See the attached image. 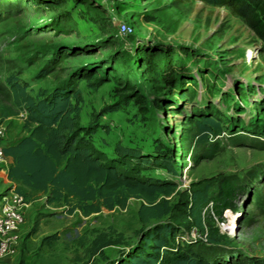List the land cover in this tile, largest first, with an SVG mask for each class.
<instances>
[{"label":"rangeland","instance_id":"374dc122","mask_svg":"<svg viewBox=\"0 0 264 264\" xmlns=\"http://www.w3.org/2000/svg\"><path fill=\"white\" fill-rule=\"evenodd\" d=\"M66 16L77 30L57 29ZM261 46L230 9L199 0H0V121L7 136L26 132V113L15 106L9 81L33 97L71 85L79 90L73 99L80 106L78 124L93 125L91 143L105 157H116L121 144L152 159L158 144L175 158L176 174L154 164L140 172L176 183L166 197L170 203L192 182L230 176L235 195L214 225L222 237L215 255L264 264ZM123 96L127 104L113 111ZM6 107L16 114L3 117ZM201 117L219 124L205 140L195 125ZM6 171L7 164L0 166V200L15 187ZM46 195L26 200L23 235L38 222L33 248L26 250L22 235L7 264L20 258L25 264H120L148 229L165 221L143 223L141 200L132 197L125 208L101 207L84 216L47 204ZM50 234L58 239L42 244ZM99 234L115 243L92 254L90 242ZM174 242L181 250L207 247L193 227L181 229Z\"/></svg>","mask_w":264,"mask_h":264},{"label":"trees","instance_id":"16d2710c","mask_svg":"<svg viewBox=\"0 0 264 264\" xmlns=\"http://www.w3.org/2000/svg\"><path fill=\"white\" fill-rule=\"evenodd\" d=\"M199 1L230 9L261 40L264 52V0ZM77 27V22L66 16L57 29L69 32ZM9 86L15 106L26 113L23 127L27 134L16 144L3 148L5 156L13 159L6 176L15 183L14 190L25 200L33 194L45 193L47 204L66 205L68 214L77 209L84 216L97 213L101 207L125 208L130 197L141 200L137 214L143 223L163 217L165 221L148 229L141 245L127 251L120 264H252L240 258L222 260L215 255L222 237L218 226L214 225L223 219L224 210L232 207L235 195L236 186L230 176L192 182L178 193L175 202L170 203L166 197L174 191L176 183L140 173L147 165L154 164L176 174L175 158L161 150L158 144L152 150V159L138 147L121 144L115 146L116 157H105L91 143L93 125L78 124L80 106L73 99H79V90L71 85L57 86L48 94L33 97L15 79L9 81ZM121 104H127L126 96L112 108L113 111ZM15 114L12 107L1 109L3 117ZM195 125L200 140L208 138L211 130H219V124L210 117L195 120ZM37 225L38 222H34L23 235L27 251L33 248L31 238L37 232ZM192 227L200 235H206L204 250H181L174 242L181 229ZM57 239L56 234H50L44 236L41 243ZM114 243L99 234L91 240L89 249L96 254ZM16 264L25 262L20 258Z\"/></svg>","mask_w":264,"mask_h":264},{"label":"built area","instance_id":"2783aa9c","mask_svg":"<svg viewBox=\"0 0 264 264\" xmlns=\"http://www.w3.org/2000/svg\"><path fill=\"white\" fill-rule=\"evenodd\" d=\"M7 137V129L0 121V166L6 165L7 160L3 152V142ZM27 201L23 195L10 189L0 200V264H7L6 258L14 254L22 240L24 232V210ZM194 234V232H193ZM205 241L206 235L203 234Z\"/></svg>","mask_w":264,"mask_h":264},{"label":"crops","instance_id":"0c3cea01","mask_svg":"<svg viewBox=\"0 0 264 264\" xmlns=\"http://www.w3.org/2000/svg\"><path fill=\"white\" fill-rule=\"evenodd\" d=\"M26 134H27L26 132L24 134L23 132L22 133L17 132L16 134H13V135L8 134V136L3 142V146L8 147V146H12L16 144ZM6 160H7V168H8L11 164H13V159L9 156H6Z\"/></svg>","mask_w":264,"mask_h":264}]
</instances>
